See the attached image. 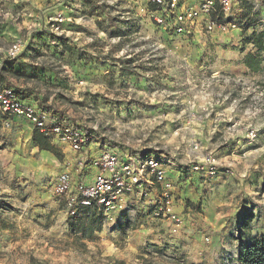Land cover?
I'll return each mask as SVG.
<instances>
[{"label":"rangeland","instance_id":"374dc122","mask_svg":"<svg viewBox=\"0 0 264 264\" xmlns=\"http://www.w3.org/2000/svg\"><path fill=\"white\" fill-rule=\"evenodd\" d=\"M94 1L99 12L88 0H0L4 87L92 130L88 156L111 149L161 159L182 229L173 233L156 215L164 190L155 183L148 199L131 200L130 213L111 219L89 209L81 219L94 217L92 234L76 235L54 181L65 170L78 181L97 170L78 171L79 155L60 143L52 142L62 158L35 147L26 121L10 129L0 121V264H239L242 245L264 237V96L253 86H264V75L215 65L213 36L230 41L233 32L176 37L146 0ZM250 2L259 31L264 2ZM16 42L25 46L14 59L20 67L7 58ZM250 126L261 133L252 145ZM195 163L203 169L193 171Z\"/></svg>","mask_w":264,"mask_h":264},{"label":"built area","instance_id":"2783aa9c","mask_svg":"<svg viewBox=\"0 0 264 264\" xmlns=\"http://www.w3.org/2000/svg\"><path fill=\"white\" fill-rule=\"evenodd\" d=\"M146 2L156 7L152 16L157 25L164 33L172 36L188 38L202 34L203 31L211 35L217 32L225 34L235 30L241 31L233 22H218L214 18L219 13L225 19L233 18L241 11L239 0H198L193 6H188L184 0H146ZM262 22L264 24V20ZM24 49L23 43L16 42L8 50L7 58L15 59ZM4 61L0 58V67ZM253 86L264 96V86L259 84ZM18 119L29 123L33 131L39 130L50 136L54 143H60L62 147L67 146L71 152L77 153L78 171H86L89 168L97 170L90 179L82 181L74 179L72 173L67 170L57 175L53 192L64 200L69 214L78 215L81 207L101 210L111 219L115 215L130 213L131 200L136 196L148 199V189L156 183L164 190L160 200L161 206L158 207L156 215L167 216L172 222L173 233L181 231L183 219L173 210L170 195L173 182L168 178L167 169L161 159L154 156L138 159L121 155L111 149L88 156L85 152L92 130L77 128L52 110L31 101L30 98L22 97L12 87H1L0 121L3 127L10 129ZM260 134V126L253 128L250 126L246 135L250 145L259 140ZM205 162L211 174L218 172L217 160L212 155L205 157ZM201 169L203 167L200 163L192 166L193 171ZM226 173H230V170L227 169ZM207 240L209 241V238Z\"/></svg>","mask_w":264,"mask_h":264},{"label":"trees","instance_id":"16d2710c","mask_svg":"<svg viewBox=\"0 0 264 264\" xmlns=\"http://www.w3.org/2000/svg\"><path fill=\"white\" fill-rule=\"evenodd\" d=\"M89 3L86 4L88 5V8L90 9L91 13L92 12H99L100 7L96 5V1L94 0H88ZM240 5H241V11L237 14V24L238 27L241 29L242 35H243V41L244 42H251L253 43L259 51H264V24L263 20H259L261 23L263 30L258 31L254 26L257 24V18L259 17V12L255 10V5L250 2V0H239ZM264 2V0H263ZM100 15V13H98ZM98 15V16H99ZM253 15V17H252ZM214 18L218 22H235L233 18L225 19L221 13L218 15H215ZM102 23H105L103 21ZM250 28H254L253 32L251 35H247V32ZM121 34V33H120ZM10 66H9V65ZM8 70H11L12 73L14 71L12 70V64L8 63ZM244 64L252 71V72H257L260 70L262 60H261V54L258 55H253V54H248L244 60ZM5 67V66H4ZM0 79L4 80V82H0V88L4 87L5 83V77L0 75ZM0 80V81H1ZM17 92H20L17 90ZM22 93V92H21ZM32 143L35 147H39L41 150L49 152L58 158H62V152L59 148H57L55 145H53V139L50 136H47L43 133H41L39 130H34L32 133L31 137ZM188 206H192L195 208V205L192 203H188ZM89 211V208L86 207H81L79 209V214L76 215L75 217L70 218V227L75 228V234L79 235V233L83 234V237L90 236L92 234L93 230V220L94 217L88 219V223H85L81 218L83 214H86ZM251 218L246 217L245 218V226L246 229L248 230L251 227ZM76 225H78V229H76ZM87 230H90L89 234H86ZM243 233L244 234V229ZM77 239L80 240V237L77 236ZM240 240H243V235H240ZM238 263L239 264H264V237L262 238H256L253 239L250 243L246 245H242L238 257Z\"/></svg>","mask_w":264,"mask_h":264},{"label":"crops","instance_id":"0c3cea01","mask_svg":"<svg viewBox=\"0 0 264 264\" xmlns=\"http://www.w3.org/2000/svg\"><path fill=\"white\" fill-rule=\"evenodd\" d=\"M262 14L264 15V11H262ZM259 16H261V14ZM253 30L254 28L253 29L250 28L247 32V35H250L253 32ZM262 30H263V27H260L259 31H262ZM236 31L237 30H235V32ZM238 32L239 33H236V34L233 32V35L231 36L234 39L230 41L228 39H225L227 37H223L221 35L219 36L218 34L213 36L214 39H212L211 42H214L216 44L215 46L216 51H215V58H214L215 65H217L221 69H224L225 72H229L232 74L234 73L235 74H247L251 70L244 64V60L246 56L248 54H253V55L261 54L262 64H261L260 70H258L257 72H252V71L251 72L258 76H261V74L264 75V51H259L258 48L251 42H244L243 35L241 36L240 31ZM13 61H18V64L20 67V57L17 60L13 59ZM12 74L20 76V72H17V71H14V73ZM5 78L9 79L10 77L8 75V77H5ZM19 121L20 120H17L16 124L19 123ZM31 137H32V134H31Z\"/></svg>","mask_w":264,"mask_h":264}]
</instances>
